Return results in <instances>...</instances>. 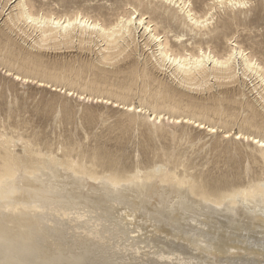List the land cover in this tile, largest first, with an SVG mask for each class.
Listing matches in <instances>:
<instances>
[{"label":"bare ground","instance_id":"6f19581e","mask_svg":"<svg viewBox=\"0 0 264 264\" xmlns=\"http://www.w3.org/2000/svg\"><path fill=\"white\" fill-rule=\"evenodd\" d=\"M16 1L15 13L12 10L14 15L7 16L9 22L31 37L37 48L62 50L70 49L75 44L83 48L95 47L98 48L95 53L98 63L108 65L128 51L137 39L136 32L142 29L148 41L145 47L152 46L153 50L148 56L154 59V62L148 59L151 66L169 70L170 78L178 86L188 91L201 90L206 93V90L214 88L211 83L216 81L217 86H222L224 83L221 81L233 80L241 73L245 77L255 78L253 92L256 91L259 97L256 100L264 110V67L240 45H231L224 54L210 46L206 48L202 41L195 43L197 50L186 47L177 49L164 35V30L154 25L156 19L165 17L163 7L173 3L183 12L180 24L190 33L198 34L202 29L209 28L215 17L213 13L198 15L184 0H135L136 4L127 0L132 12L114 24H107L104 19L91 17L81 10L64 17L38 14L31 10L26 0ZM215 1L218 7L243 8L241 5H248L245 0ZM148 15L152 17L146 18ZM132 16L136 20L129 23ZM141 19L146 20L144 25H140ZM164 20L171 27L172 19ZM184 36L179 34L174 38L180 40ZM21 60L23 66L15 74V80L17 75L21 78L17 81L36 80L40 84L60 88L67 94L71 92V96L77 94L84 99L114 101L115 105L126 108V111L135 108L133 101L136 98L138 108L140 111L146 110L147 115L143 119L138 114L130 115L123 123L135 128L152 121L148 128L150 137L170 136L175 141L180 136L176 131H167L168 127L158 126L162 123V116H169L173 121L191 120L193 125L202 123L206 128L215 127L217 131L221 129L229 135L237 126L235 136L243 140L252 139L264 161V148L260 146L264 143V121H259L255 114L243 116L247 112L245 108L249 106L233 98H210L213 104L186 101L185 95L181 94L183 92L179 93L153 78L147 71L148 65L141 71L139 67L131 70L130 77L121 81L115 91L103 90L102 83H107L98 79L85 85L79 84L78 79L82 78L85 69L78 74H57L56 69L49 70L34 59ZM3 68H6V73H12V66ZM226 102L240 104V112H232L235 108L225 105ZM181 135L187 137L186 132ZM36 137L24 138L0 131V235L5 237H0V264H29L31 259L27 258L32 255L27 256L23 251L27 258L21 256L19 251L22 252V247L20 250L13 244L15 247L12 248V242L21 241L20 245H31V242L25 241L27 238L38 240L49 234L43 229L38 216V213L44 214L45 210L51 216L68 218L70 225L74 224L68 229L81 232L76 236L77 242L84 239L88 244L98 243L101 250L97 256L101 259L99 264L148 263L153 260L151 257H155L159 263L167 260L177 262L174 264H264V172L259 177L250 178L245 184L219 186L212 184L203 174L195 173V167L188 163L184 155H177L172 149L151 147L154 157L159 160L125 167L100 148L85 150L79 143L54 148L48 143H41ZM202 140L199 138V142ZM18 211L19 214L14 215ZM32 212L31 217L29 213ZM115 214L118 215L117 219L113 216ZM119 215H125L130 221L129 226H134L133 231L124 233L123 229H117L118 221H121ZM47 221L53 222L49 218ZM16 226L23 227L21 229L25 231L12 235V229ZM143 226L151 229L147 230L150 235L163 234L165 241L156 236L155 241H145V236L140 235L146 230ZM48 230L51 231L50 228Z\"/></svg>","mask_w":264,"mask_h":264},{"label":"rangeland","instance_id":"374dc122","mask_svg":"<svg viewBox=\"0 0 264 264\" xmlns=\"http://www.w3.org/2000/svg\"><path fill=\"white\" fill-rule=\"evenodd\" d=\"M12 1L13 0H0V44L3 43L0 45V64H3L2 67H0L1 132L14 136L22 135L24 138L37 136L36 138H38L41 143H48L53 145L54 148H59L61 145L72 146L73 143L82 144V149L85 150L97 147L104 153L116 158L120 166L125 167H131L136 163H151L153 160H159L154 157V151L151 147L172 149L175 154L184 155L188 163L195 167V173L203 174L212 184L219 186L245 184L250 178L259 177L264 172V161L257 153L259 147L252 139H249L250 141L247 139L245 140V138L244 140L243 138L240 139V141L236 139L235 133L238 131L237 126L233 128L231 135L225 134L221 129L216 131V133H210L207 131L206 127L198 128L195 124L193 125V123L192 125L184 123V120H181L182 123L177 124L173 119H169V116H162L165 117L162 119L163 124H159L157 121V125L159 124L158 126L165 129L168 127V129H166L167 131H176L180 136H178L175 141H172L170 136L160 138L150 137L148 135V128L152 125V121L144 122L142 125L135 128L123 123L130 115L138 114L142 119L147 115L146 110L140 111V108H138L139 104H137L138 100H136V98H134L133 101V107L135 108H133L132 111H126V108L123 109V107L115 105L114 101L110 104H105V101L96 100L94 98L81 99L77 94L73 96L68 95L60 90V88L55 89V87H52L50 84H40L36 80L17 81L15 80V74L21 69V66H23L21 59L30 58L49 70L56 69L57 74L66 72L67 74L71 72L78 74L79 71L85 69V72L81 75L82 78L78 79L79 84L85 85L86 83L98 79L107 83H102L103 90L108 89L117 91L118 84L130 77L131 70L138 69L139 67V71H141L148 65L147 71L153 78L161 81L163 84L179 93L183 92L181 94L185 95L184 99L186 101L195 100L199 103L213 104L214 101H212V99L230 97L238 103L241 102L249 106L245 108L247 112L243 113V116L255 114L259 121H264V110L257 101L259 97L256 91L253 92L254 84L256 83L255 78H250V76L245 77L239 73L233 80L221 81L224 83L222 86H217L218 82L216 81V83H211L214 85V88L206 90V93L201 90H189V92L178 86L173 78H170L169 70L151 66L148 59L153 60V62L154 59L148 58V56H151L153 50L151 49L152 46L145 47L148 41L142 29L136 32L135 35L137 39H135L134 42L136 44L133 43L131 45L128 49L129 52L126 51L118 60L110 62L108 65L98 63L95 54L98 48L95 47L94 49L87 46L88 48L84 47L86 48L84 49L78 44H75L70 49L62 50L37 48L35 47L37 45H35L31 37H28L26 34L24 35L23 32L14 28L13 24L9 22L10 19L8 17L9 15H14L17 2L16 0ZM184 1L189 4L191 3V9L198 13V15L213 13L215 17L209 28L202 29L198 34L190 33L186 27L180 24L184 16L183 12H180L178 6H175L173 3L171 5L169 3L166 4V6L163 7L165 17L162 16L163 18L156 19L154 25H157L158 29L164 30V35L169 37L171 43L174 44L177 49L186 47L190 50H197L198 46L195 43L197 41H202L206 48L210 46L209 48H214L215 51L224 54L230 50L231 45L236 46L235 44H238L247 51V54L251 55L254 59L256 58L255 60L264 67V0H245L248 2V5L243 8H232L231 6L218 7L215 0ZM26 2L31 10H35L37 13L41 12L40 14H51L57 17H64L72 16V14L80 12L79 10H81V12L91 17H98L101 18V20L104 19L103 21L107 24H114L121 17L133 10L127 3V0H26ZM132 3L136 4L135 0H132ZM12 10H14V13ZM150 17L152 16H146V18ZM164 18L172 19L173 22H171V27L167 25ZM11 30H14V32ZM179 34L185 36L180 40L175 39L174 36ZM33 37H35V35H33ZM228 39L231 41H228ZM91 48L93 51L90 50ZM9 53H11L14 58ZM17 54L20 56L18 55V57ZM145 62H148L150 65ZM3 66H12V75H8L6 73V68L4 69ZM238 103L228 104L226 102L225 105L232 106L235 108L232 112L239 113L240 104ZM135 104L137 106H135ZM182 132H186L187 137H181ZM227 135H229V137ZM199 138L203 140L199 142ZM193 140H195L194 143H192ZM157 153L161 154L162 152L158 151ZM245 166L248 167L245 168ZM19 212L20 211L14 213V215L19 214ZM32 214L33 212L29 213V216L32 217ZM34 216L35 215H33V217ZM38 216H40L39 219H41L43 229L49 231L47 232L49 234L41 236L38 240H36L37 238H33L32 241L35 240V243L31 241V238H27L25 241L31 242V245H20L21 241L19 243L18 241L12 242V248L16 245V247L18 246L21 250L22 247V252L19 251L22 254L21 256L27 258L28 255H32L31 258L30 256L27 258L28 260L31 259L29 264H99L101 259H98L97 256L101 252V250L99 251L98 249L100 245L98 243H95L96 245L94 243L88 244L84 239L77 242L76 236H79L81 232L75 233L76 230L71 231L68 229V226L74 225H70L68 218H63L58 215L51 216L50 212L47 210L44 211V214L41 213L40 215L38 213ZM113 216L116 219L118 218L117 214ZM119 217L121 221L116 220L119 224L115 221L119 226H117V229H123L122 232L124 233H130L134 230L132 224H130L131 227L129 226L128 222L130 221L125 218V215H119ZM48 218L53 220V222H48ZM44 221L45 223H43ZM16 227L12 229V235L25 231L23 227ZM48 228H50L51 231L48 230ZM144 228L146 230L144 231L142 229L143 231L140 235L141 237L145 236L143 237L144 239L146 238L145 241L148 240L152 242L157 238L161 239V241H165L163 239V234H157L155 235L157 238H155L154 235H150L147 231H151V229H147L146 226ZM55 229H58V231ZM117 229L114 231L119 230ZM114 235H116V233H114ZM81 236L85 238L84 234ZM152 236L154 237L152 238ZM0 237L5 238L3 235H0ZM36 241L38 243H36ZM32 244H35L33 245L35 248ZM36 244L39 245L36 246ZM23 251H26L27 254L25 252L23 253ZM42 251L45 252L42 253ZM25 254L27 256H25ZM60 255L62 256L59 257ZM89 256L91 258H89ZM152 258L153 260L148 263H140V261L128 263H177H173L169 260L165 263H159L155 257H151V259Z\"/></svg>","mask_w":264,"mask_h":264},{"label":"snow or ice","instance_id":"6c2138e0","mask_svg":"<svg viewBox=\"0 0 264 264\" xmlns=\"http://www.w3.org/2000/svg\"><path fill=\"white\" fill-rule=\"evenodd\" d=\"M188 7L191 8V7H192V4L190 3V4L188 5ZM241 7H246V5H241ZM135 20H136V17H135V16H132V20H130L129 23H132V22L135 21ZM139 23H140V25H144V24L146 23V20L141 19V20H139ZM7 74H8V75H12V73H11L10 71H9ZM20 78H21V77H20L19 75L16 76V79H17V80H19ZM68 94L71 95V92H69ZM81 99H83V97H81ZM105 102H106V103H112V101H108V100H106ZM117 106L119 107V105H117ZM128 110H129V111H132L133 109L129 108ZM161 118L163 119V117H161ZM174 122L177 123V124H179V123H181V120L178 119V120H175ZM183 122H184V123H188V124L193 123L191 120H184ZM196 127H198V128H204L205 125L201 123V124H197ZM207 130H208L209 132H211V133H216V131H217V129H216L215 127H208ZM240 138H241L240 136H237V137H236V139H240ZM260 146H261L262 148H264V143H262Z\"/></svg>","mask_w":264,"mask_h":264}]
</instances>
